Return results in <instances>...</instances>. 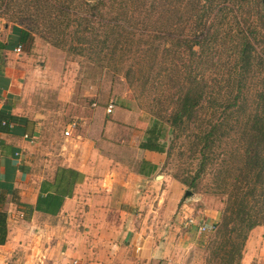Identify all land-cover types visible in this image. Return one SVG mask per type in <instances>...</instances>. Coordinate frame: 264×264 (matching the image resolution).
<instances>
[{
	"label": "rangeland",
	"instance_id": "rangeland-1",
	"mask_svg": "<svg viewBox=\"0 0 264 264\" xmlns=\"http://www.w3.org/2000/svg\"><path fill=\"white\" fill-rule=\"evenodd\" d=\"M49 1L55 4L53 0ZM58 1H65L70 6L68 13L71 23L67 33H74L77 28L76 16L81 13L83 0ZM189 1L102 0L96 21L108 22L112 26L103 27L94 23L93 27L97 41H105L103 49L95 44L90 50L83 47H78L76 51L62 50L34 36L33 42L24 45L19 54L2 56L5 72L11 76L10 80L16 82L18 100L15 103L18 112L31 122L29 133L35 142L31 144L29 156L35 173L46 170L51 174L58 166L68 164L67 159L73 155L80 157L83 150H88L86 142L83 149L79 150L81 144L77 141L84 142L83 138L96 141L94 145L100 150L99 157L96 155V164H101L108 157L129 161L133 171L142 168V156L138 155L137 150L119 148L121 144H124L123 147H139L147 139V131L155 121V114H162V108H171L166 96L175 94L178 87L169 85L168 76L176 65L180 67L183 63L188 64L185 53L181 58L185 62L179 61L173 53L182 52L185 48L184 45H175V37L178 32L187 30L181 28L184 25L179 22V17L180 12H186L183 11L187 8L184 4ZM44 4V0H38L35 6L39 12L40 6ZM233 4L232 1L227 3L232 11L227 14V24L222 25V28L227 27L222 35L230 30L234 15L238 16L242 25L240 14ZM138 5L145 6V12L136 9ZM7 6H0V38L6 40L7 34L12 35L13 26L26 28L32 20L37 21L39 13L31 6V0L21 13H15ZM149 9H157L152 19H147ZM47 11L45 9L43 12ZM254 23L260 34L258 40H261L264 37V15L261 21L258 17L254 18ZM232 28L236 32L234 24ZM221 39L222 36L219 42ZM71 43L79 46L76 39ZM254 47L255 52L261 55L264 45L254 44ZM224 49L221 47L217 55L221 59L220 64L224 61L219 69L220 75L223 80H227L225 74L228 75L234 65ZM255 67L252 66L255 70L248 76L244 90L249 104L260 88L262 79ZM213 77L217 79L218 75ZM109 104L114 106L111 114L106 113ZM250 110L251 106L248 107ZM210 113L206 108L199 112L202 124L206 125V114ZM72 124L75 125L72 134L66 137L65 132ZM87 126L90 127L89 133L84 128ZM197 130V125L191 123L177 138L165 125L160 141L165 146V152L159 171L148 182L138 180L133 185L136 193H132L130 200H108L107 205L103 206V217H86L90 204L84 199V213L67 218L65 226L88 235L89 245L87 243L81 252L80 247L68 248L65 243L64 247L60 246L58 256L69 249L67 253L74 251L83 261L84 256L92 254L90 244L94 248L100 245L105 256L107 252L110 254L115 250L113 247L116 243L129 256L131 247L125 239L126 230L130 228L133 233H139L143 239L150 241L152 253L161 254V264H215L211 246L208 247L214 236L198 234L196 225H188V220L192 219L197 224L219 223L227 197L233 194L232 184L237 177V173L227 166L240 162L242 149L238 127H227L228 135L221 139L212 161L199 174L195 188H190L188 183L197 176L199 170V156L189 152L190 141ZM116 133L113 139L109 138ZM119 134L123 139L121 143L116 138ZM99 178L103 179V175H99ZM108 183L105 181L101 185ZM187 191L190 195L185 197ZM93 222L101 228V236L97 238L99 241L85 227ZM92 240H96V245L92 244ZM56 243L55 237L49 244L43 232L39 239L34 238V231L31 230V239L27 238L23 246L11 252L14 259L9 264H76L73 263L76 260L72 255L66 263L57 262L61 258L55 257L53 248ZM238 264H264V226L249 232Z\"/></svg>",
	"mask_w": 264,
	"mask_h": 264
},
{
	"label": "trees",
	"instance_id": "trees-1",
	"mask_svg": "<svg viewBox=\"0 0 264 264\" xmlns=\"http://www.w3.org/2000/svg\"><path fill=\"white\" fill-rule=\"evenodd\" d=\"M53 1L55 4L44 0L46 4L40 6L39 12L35 6L38 0H31V6L33 5L39 12L36 16L37 21L32 20L26 28L15 27L14 35L6 46L8 49L12 50L18 45L23 49L24 45L33 42L34 36L62 50L76 51L78 47L90 50L95 44H99L101 49L105 47V41H97L93 27L94 23L103 27L112 26L108 22L96 21L102 0L82 1L81 13L76 16L77 28L74 33H67L71 23L68 13L70 6L65 1L60 3L58 0ZM230 1L240 14L242 25L238 16L234 15L233 24L236 32H233L232 24L230 30L222 35L227 29L222 28V25L227 24V14L232 11L227 5ZM27 2L29 0H0V6L8 4L9 10L21 13ZM184 6L187 8L183 11L186 12H180L179 22L184 25L181 28L187 30L177 33L175 45H184L186 49L183 48L182 52L179 50L173 54L180 61L185 53L188 64L183 63L180 67L176 65L171 69L168 76L169 85L178 87L175 94L166 96L171 108H162V114H155V121L147 131V139L140 144V148L164 153L165 146L160 141L165 125L179 138L186 127L195 123L198 130L193 133L189 152L199 156V170L197 176L188 183L190 188H195L199 174L203 173L212 161V155L221 139L228 135L227 127L230 129L238 127L241 160L227 166L233 173H237L232 184L233 194L227 197L220 221L215 231L211 233L214 240L212 238L208 246L209 248L211 246L215 264H238L249 232L258 226H264V48L261 49L260 55L255 52L254 47V44L264 45V37L258 40L260 34L257 24L254 23V18L258 17L261 21L264 15V1L191 0ZM145 8L138 5L136 9L145 12ZM45 9L48 11L43 12ZM149 11L147 19H152L157 9ZM220 36L222 39L219 42ZM74 39L78 41L79 46L71 43ZM221 47L225 48L224 51L234 65L228 75L225 74L227 80H223L219 72L224 64V61L220 64L221 59L217 55ZM181 61L185 62L183 59ZM253 65L260 72L262 79L260 88L249 104L244 96V90L248 76L255 70L252 68ZM214 75H218V78L214 79ZM211 80L214 82H210ZM8 85V78L0 76V91L7 89ZM250 106L251 110L248 111ZM204 108L211 111L210 114H206V125L199 120V112ZM3 121L6 125L27 124L25 118L0 111V124ZM4 201L5 197L0 195V204ZM62 202L63 198L56 195H47L45 198L39 196L35 210L56 214ZM7 217V212L1 209L0 246L7 240Z\"/></svg>",
	"mask_w": 264,
	"mask_h": 264
},
{
	"label": "crops",
	"instance_id": "crops-1",
	"mask_svg": "<svg viewBox=\"0 0 264 264\" xmlns=\"http://www.w3.org/2000/svg\"><path fill=\"white\" fill-rule=\"evenodd\" d=\"M14 28L15 26L11 29L12 35H14ZM7 35V40L4 37L0 38V76L9 80L7 89L0 91V111H6L13 116L23 118L15 103L18 100L16 95L18 92L15 90L16 82L10 80L11 76L7 71L5 72L4 65H2V56L14 53L13 49L10 50L6 47L12 36ZM27 120L26 125L0 124V195L5 197V201L0 204V210L4 209L8 215L7 240L4 245L0 246V264H9L11 259H14L11 252L13 253L23 246L27 238L31 239V230L34 231V238L39 239L42 232L46 234L49 244L56 237L57 243L54 245L53 251L56 258H61L59 261L57 260L58 263H66L72 255L76 260L73 263L76 264L86 262H89L88 264H161V254L152 253L150 241L143 239L139 233H133L130 228L126 230L127 237L125 239V242L131 247L129 256L118 247V243L115 244V247L112 246L115 250L110 254L107 252L105 256L104 252L100 250V245L94 248L90 244L93 250L92 254L84 256L83 261L78 258V255H75L74 251L67 253L68 249L66 252H61L59 256L58 251L61 250L60 246L64 247L65 243L68 248L80 247L79 251H84L82 249L88 243L89 236L65 226L67 218L71 219L75 214L84 213L82 208L84 199L90 204L86 217H103L104 205L115 199L130 200L132 193H136L133 191V185L137 184L138 180L148 182L154 176L153 174L159 171L164 153L142 149L140 145L133 148L135 145L123 147L124 144H121L119 149L137 150L138 155L142 156V168L133 171L130 162L126 160H113L106 157L101 164H96L95 161L100 152L94 145L96 141L92 138H83L84 142L77 141L78 144H81L79 150L83 149L85 142L88 150H83L80 157L73 155L67 159L68 164L58 166L51 174H48L46 170L35 173L29 156L31 143L24 138L25 135L31 137V122L29 119ZM84 128L89 133L90 127ZM117 134L109 138L113 139ZM118 136L116 138H119V142H123L121 134ZM101 174L103 179L99 178ZM105 181H109V183L101 185ZM47 195L63 198L62 205L56 214L35 210L38 197L45 198ZM85 227L89 231L91 230V235L99 241L97 238L101 236L99 231L101 228L94 222ZM96 240L91 241L93 245H96Z\"/></svg>",
	"mask_w": 264,
	"mask_h": 264
},
{
	"label": "built area",
	"instance_id": "built-area-1",
	"mask_svg": "<svg viewBox=\"0 0 264 264\" xmlns=\"http://www.w3.org/2000/svg\"><path fill=\"white\" fill-rule=\"evenodd\" d=\"M21 51H22V46L21 45H18V46H16L13 49V52L15 54H19ZM113 109H114V106L112 104H109L106 107V113L107 114L112 113ZM2 124L5 125L6 123L3 121ZM74 126H75L74 124L69 125L68 130L65 132V136L66 137L71 136L72 130L74 129ZM24 138L27 139L31 144H33L35 142L32 137H29L27 135H25ZM188 225H196L197 232H198V234L201 235V234H211V233H213L215 231V229H216L217 223L212 221V222H203L201 224H197V222L195 223V222H193L192 219H189L188 220Z\"/></svg>",
	"mask_w": 264,
	"mask_h": 264
},
{
	"label": "water",
	"instance_id": "water-1",
	"mask_svg": "<svg viewBox=\"0 0 264 264\" xmlns=\"http://www.w3.org/2000/svg\"><path fill=\"white\" fill-rule=\"evenodd\" d=\"M189 195H190V192L187 191V192L185 193V197H187V196H189Z\"/></svg>",
	"mask_w": 264,
	"mask_h": 264
}]
</instances>
